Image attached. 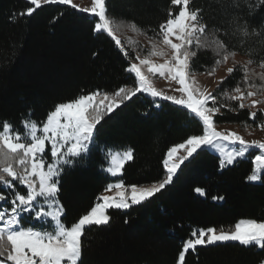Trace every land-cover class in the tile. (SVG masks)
<instances>
[{
  "label": "trees",
  "instance_id": "obj_1",
  "mask_svg": "<svg viewBox=\"0 0 264 264\" xmlns=\"http://www.w3.org/2000/svg\"><path fill=\"white\" fill-rule=\"evenodd\" d=\"M106 2L110 15L153 30L167 18L170 7V0ZM236 2L241 4L238 10L234 9V0H192L190 7L203 8L210 30L213 25L226 26L234 12L247 19L250 27L264 23V5L249 15L247 4ZM255 3L248 0V4ZM30 6L26 0H0V121L20 126L22 116L29 111L32 119L43 120L56 103L75 97L81 89L114 91L121 85L134 86L124 71L127 61L111 38L92 31L93 17L69 5L49 3L41 5L31 17L10 21V16ZM177 10L172 6L173 13ZM138 35L149 39L154 32ZM259 41V37H230L226 42L230 51L236 50L235 61L244 64L252 59L249 67L260 72L264 44ZM214 59L210 50H201L193 61L194 74L211 71ZM228 64L233 66V58ZM224 65L216 66V71ZM240 79L242 72L237 70L222 90L231 91ZM256 82L260 83L258 78ZM218 100L236 106L219 95ZM216 119L217 125L245 127L242 122L252 123L247 110L224 111ZM98 127L90 154L62 177L60 198L67 222L88 210L108 183L116 182L102 170L107 148H132L134 158L126 163L122 179L147 186L164 177L162 159L167 149L201 130L186 110L147 94H137ZM251 158L247 155L221 169L218 155L201 151L190 163L181 165L173 182L149 201L126 210L109 209L108 226L86 229L82 264H175L182 241L192 229L223 226L229 230L240 218L264 217V179H246L253 167ZM197 187L205 194L197 193ZM214 196L224 199L213 200ZM261 259L264 251L255 246L227 242L198 247L195 254L187 255L186 264H259Z\"/></svg>",
  "mask_w": 264,
  "mask_h": 264
},
{
  "label": "snow or ice",
  "instance_id": "obj_2",
  "mask_svg": "<svg viewBox=\"0 0 264 264\" xmlns=\"http://www.w3.org/2000/svg\"><path fill=\"white\" fill-rule=\"evenodd\" d=\"M26 2L32 6L10 16L11 22L31 17L41 5L49 3L70 5L93 17L92 31L111 38L127 61L124 71L133 79L134 86L121 85L114 91L100 87L81 89L75 97L56 103L43 120L32 119L29 111L22 116L20 126L8 120L0 121V264H82V237L86 229L108 226L109 209L126 210L149 201L173 182L181 165L190 163L201 151L216 152L221 169L255 152L246 179L250 182L264 179V139L248 140L235 130L218 129L216 119L224 111L247 110L252 123H242L248 134L252 135L254 128L264 131V59L258 64L262 71L256 72L249 67L254 63L252 59L244 64L235 61L236 50L230 51L226 42L230 37H259V42L264 44V23L250 27L247 19L234 12L226 26L213 25L210 30L203 8L190 7L192 0H170L167 18L159 23L158 30H153L151 26L146 29L137 25L134 20L126 23L123 18L110 15L106 0H91L88 7L74 4L73 0ZM243 3L251 15L264 5V0H256L255 4L243 0ZM172 6L178 9L175 13ZM240 7L234 0V9ZM125 27L133 33L147 36L153 31L154 35L149 37L148 46H142L132 37L121 38L119 33ZM201 50H210L216 57L211 71L205 69L210 77L215 74L216 66L233 58V66L226 68L215 89L201 85L194 74L193 61ZM237 70L242 72V79L236 81L231 91L222 90V85ZM154 78L167 81L170 87L174 83L176 87L169 94L155 86ZM257 78L260 83L256 82ZM137 94H147L186 110L198 122L199 134L188 135L183 142L167 149L162 159L165 175L149 186L128 184L122 179L126 163L134 158L132 148H107V166L102 170L115 177L116 182L108 183L88 210L67 222L66 208L60 198L63 175L90 154L98 126ZM218 95L236 106L221 103ZM181 150L183 154H178ZM195 191L205 194L200 187ZM108 192L113 194H104ZM227 242L264 251V217L240 218L229 230L223 226L192 229L182 241L175 264H186L187 255L195 254L198 247ZM259 264H264V259Z\"/></svg>",
  "mask_w": 264,
  "mask_h": 264
},
{
  "label": "rangeland",
  "instance_id": "obj_3",
  "mask_svg": "<svg viewBox=\"0 0 264 264\" xmlns=\"http://www.w3.org/2000/svg\"><path fill=\"white\" fill-rule=\"evenodd\" d=\"M73 3L77 4L81 7H88L91 5V0H73ZM120 35H121L122 39H125L126 37H132L134 40L140 41L139 45L148 46V39H146L144 37L143 38L140 37L137 33H133L129 28H127V30H121ZM130 54L134 55V53H130ZM144 54H146V53H144ZM154 59L158 60L159 58H154ZM227 67H231L230 64H228V65L225 64L224 66L220 67L219 70L216 71L215 74L211 77L208 76L207 73L206 74H200V75L195 74V75H196L197 79L199 80V82L201 83V85L207 86L209 89H214V87L217 85L216 82L219 80V78L222 76H225ZM154 84L157 88L168 91L169 94H171V88L176 87V85L174 83L171 84V87H170L169 83L167 81L161 79V78H154ZM217 127H218V129L235 130L238 133H240L241 135H244L245 139H248V140L264 139V131H260L259 129H255V128L252 129L253 134L249 135L248 132L246 131L245 127H240L237 125H229V124H219V125H217ZM22 131H23V129H22ZM210 152L217 155V153L214 151H210ZM178 154H183L182 150ZM255 154H256L255 152H252V153H249L248 155H251V157H252ZM108 176H110V175H108ZM110 177H112V176H110ZM256 182H258V181H256ZM147 186H149V185H147ZM105 194L106 195H112L113 193L108 192Z\"/></svg>",
  "mask_w": 264,
  "mask_h": 264
},
{
  "label": "crops",
  "instance_id": "obj_4",
  "mask_svg": "<svg viewBox=\"0 0 264 264\" xmlns=\"http://www.w3.org/2000/svg\"><path fill=\"white\" fill-rule=\"evenodd\" d=\"M105 194V193H104Z\"/></svg>",
  "mask_w": 264,
  "mask_h": 264
}]
</instances>
